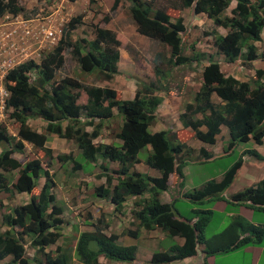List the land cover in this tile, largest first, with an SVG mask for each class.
I'll use <instances>...</instances> for the list:
<instances>
[{"label":"trees","instance_id":"obj_1","mask_svg":"<svg viewBox=\"0 0 264 264\" xmlns=\"http://www.w3.org/2000/svg\"><path fill=\"white\" fill-rule=\"evenodd\" d=\"M93 1V0H92ZM131 18L141 35L160 42L169 49L165 63L166 71L185 65H199L202 84L194 93L193 101L184 105L179 115L181 124L190 128L195 138L205 144H214L221 126H226L230 150L235 143L250 140L256 145L264 143V70L255 69L253 81H242L231 75H225L220 64L212 59V54L194 51L185 53L182 34L184 23L181 17H173L168 9H190L194 15L205 14L225 33L213 31L215 53L224 56L226 63L238 60L247 64L264 58L259 52L264 29V0H173L169 6H155V0H128ZM118 0L112 6L116 8ZM230 9L231 15L226 11ZM24 11L18 0H0V18L7 13L18 15ZM97 12V11H96ZM83 15L71 17L62 29V37L56 46L40 59L25 61L9 69L4 76V87L8 92L7 106L13 108L11 117L18 123L15 136L0 129V144H12L0 151V194L9 200L16 194L28 193L26 203L15 205L3 212L1 223L6 226L0 231V261L11 256L14 264H32L27 257V244L35 248L44 257L47 264H70V254L54 255L45 252V248L54 244L60 237L63 218L62 209L55 203L53 174L50 173L52 150L45 147L47 134L72 140L80 154L95 163L114 161L118 167L109 171L105 163L100 164L97 177H105L106 184L95 187L96 195L113 205L119 211L126 196H135L136 206L133 218L137 226L145 230L161 229L166 235L184 239L182 245H173L167 251L155 252L151 263L168 264L171 261L192 257L197 246L202 245L206 257L229 252L244 246L260 244L264 240V225H258L241 216L232 217L220 231L205 237L204 230L209 223L212 211L193 209L196 213L182 218L173 202L160 200V195L167 191L181 192L184 187V167L188 164L193 147H186L181 140L175 139L170 129L151 132L150 125L155 122L156 112L162 97L155 95L154 84L138 83V88L131 99H118L115 89L100 87L70 76L56 79V71L64 65V51L69 50L76 59L79 68L88 73L97 71L105 79H111L117 71L120 57V41L116 34L94 24L93 39H71L74 30L82 21ZM106 21L108 17L104 18ZM155 63L158 80L165 75L164 68ZM161 66V65H160ZM161 69V70H160ZM84 94V99L81 94ZM215 94L221 104L212 101ZM113 108L117 113L114 114ZM197 114L200 117H197ZM120 118L119 130L115 133L117 142L103 143L95 141L100 136L106 122ZM29 119H41L45 122V133L32 129ZM90 127L91 130H86ZM202 127L205 129L202 130ZM47 133V134H46ZM169 137V138H168ZM24 141L44 151L49 160L43 164L39 158L21 162L13 156L22 152ZM150 146L145 157L147 166L156 169L159 176L134 170L140 162L138 153ZM204 159H211L213 153L203 147L198 149ZM223 152L226 151L223 149ZM243 153L262 161L264 156L256 149H246ZM59 162H73L72 171L81 169V164L74 160L71 153L56 156ZM240 158L228 169L220 180L206 181L201 188L184 191L182 196L193 204H203L220 198L218 195L227 189L243 165ZM44 181L37 188L38 179ZM116 180L115 182L113 180ZM171 181L173 187H171ZM177 190V191H176ZM234 203L246 204L264 210V178L246 186L231 195ZM174 201V200H173ZM102 222V219H99ZM107 228L96 224L95 231L81 232L74 247L77 259L83 264H102L100 258L119 262L135 260V245H121L116 233H103ZM127 233L137 236L138 230ZM28 239V241H27Z\"/></svg>","mask_w":264,"mask_h":264},{"label":"rangeland","instance_id":"obj_2","mask_svg":"<svg viewBox=\"0 0 264 264\" xmlns=\"http://www.w3.org/2000/svg\"><path fill=\"white\" fill-rule=\"evenodd\" d=\"M172 1L155 0V6L166 7ZM18 2L24 8L22 13L18 15L7 13L0 18V87H4V76L9 69L29 60H34L38 63L43 56L53 49L55 44H52L50 39L46 38L45 30H51L55 37H60L62 29L66 27L71 17L83 15L81 23L74 30H71V39L73 41L78 38L93 39L95 37L94 24H98L115 33L120 41L118 47L120 52L118 73L111 79H105L97 71L92 73L84 72L79 68L69 49L64 51L65 62L60 71L56 73V79L70 76L85 84L111 87L115 89L118 99L132 98L138 88V83L154 84L156 86L154 94L164 95V103L167 102V98H170L169 108L173 109L169 117L161 118L163 123L168 129L170 128L174 138L176 137L177 140L185 142L187 144L186 147L190 146L194 149L189 157L188 164L183 169L185 175L183 192L201 188L206 181L211 179L220 180L240 156H242L244 161L234 182L218 194L220 198H215L203 204H193L183 196L176 197L177 199L173 198V205L178 210L179 216L185 218L189 217L190 214H194L193 217H195L196 213L192 209H208L212 211L211 219L204 230L205 237H210L220 232L231 221L232 217L237 215L258 225L264 223V210H259L246 204L234 203L231 200L233 193L251 185L252 182H255L264 174V161L243 153L246 149H257L259 153L264 154V143L262 146L256 145L253 140H250L246 143H235L230 150H226L229 143L226 140H229V134L226 126H223L222 132L217 138V143L209 148V145L197 141L192 131L181 127L177 112L184 102L192 99L194 93L200 87L202 81L200 64H187L166 71L165 63L169 56V49L160 42L138 33L137 26L131 18L128 9V0H118L115 9L112 8L114 0H18ZM234 5V2H232L226 11L227 15H231L230 9ZM168 11L174 18L179 16L183 19L185 29L182 37L186 54L191 55L194 51H202L207 53L208 57L209 53H211L213 55L212 59L220 64L224 74L233 75L242 80L253 81L255 69H264L263 57L261 60L253 61L251 68H249L247 64L241 62L242 60H238L236 63H226L223 55L215 53L217 48L213 45V39L214 35L218 34H214L213 31L224 34L225 30L216 26L205 14L194 15L188 8L183 10L170 8ZM105 16L108 17L107 21L104 19ZM261 36L262 40L258 42L260 45L259 52L264 54V29ZM157 59L158 61L160 60L159 64L161 66L159 65V68H164L165 71L163 72L165 76L159 80L154 71ZM81 98H85L83 93ZM6 99V96L0 95V129H5L8 134L13 136L16 135L19 125L11 117L13 108L7 106ZM212 100L215 103L220 101L215 95L212 96ZM176 106H179L177 111ZM113 111L116 113V108H113ZM197 117H200V115L198 114ZM28 124L32 129L41 131L44 130L45 126V122L41 119H29ZM120 124L121 119L118 117L106 122L100 136L95 141L103 143L116 142L115 133L119 130ZM162 128L163 125H161L160 120L154 122L153 127L150 125L149 130L152 132V130ZM86 130H91V128L87 127ZM47 137L48 141L45 147L52 150V159L49 160L43 150L32 146L28 142L24 144L22 152H15L13 156L21 162L32 158H39L43 164L48 160L51 161L49 171L53 174L55 182L52 188V192L55 194V203L58 206H64L63 218L65 222L62 226L64 232L62 235L64 240L69 239L66 242L64 241V246L66 247L70 244L72 236L75 237V234L79 231V224L86 220L89 217L88 213L95 211V207H97L92 205L89 209L86 208L75 213V210L69 209L70 204L74 205L82 198H86L88 200L87 203L94 201L93 197L96 195L94 187L100 183V178L96 176L101 171L99 164L105 163L109 167L114 164L100 159L95 163L90 162L80 154L74 141L60 138L55 134H48ZM11 146L10 142L8 144L2 143L0 144V151ZM200 147H208L212 151L211 153L214 154L213 157L209 160L202 158V155L198 153ZM223 149L226 151L225 153ZM68 153H71L74 156V160L81 164V169L72 171L73 162L63 163L56 159L57 155ZM147 156L148 151L146 148L141 149L138 153V157L142 161ZM136 167L143 170L147 169L142 163L137 164ZM43 181V178L38 179L37 188L42 185ZM171 187H173L172 181ZM175 188L177 189L178 187L172 188L169 193H172L171 191ZM163 196L164 193H162V198ZM6 197L4 193L0 194V231L6 229V226L1 223L3 212L11 210L15 204L26 202L29 198L27 194L17 195L10 200ZM103 205L100 206L102 207ZM87 215L88 217H86ZM76 218H79V221ZM131 220L137 221L135 218H131ZM127 221L125 219L122 226H126ZM136 228L140 229L139 226H136ZM134 242L135 245L142 247V249L148 247L149 250H154V253L167 251L171 245L177 244L174 237L169 235L160 240L138 237ZM50 246L55 247L56 244L54 243ZM26 252L31 255L28 257L34 256L37 259L33 261L34 264H39V261L43 259V255L39 258V254H34L28 244ZM11 259L12 257L8 256L0 264H13ZM41 263L46 264L44 260ZM172 263L264 264V240L260 244L244 246L210 257L205 256L204 251H202V245L199 244L195 255ZM70 264L73 263L70 262Z\"/></svg>","mask_w":264,"mask_h":264},{"label":"crops","instance_id":"obj_3","mask_svg":"<svg viewBox=\"0 0 264 264\" xmlns=\"http://www.w3.org/2000/svg\"><path fill=\"white\" fill-rule=\"evenodd\" d=\"M169 102H170V98H167V102L166 103H164V102L162 103L161 109L160 110L157 109V117H156L155 121L156 120L157 121L161 120V125H163V128L159 129V130H152V132L165 130V129L168 128V127L165 126V124L163 123V119H161V118L169 117V114H171V112L173 111V109L169 108ZM178 108H179V106H176V111H177ZM177 116H179L178 112H177ZM221 132H222V126H221ZM13 136H15V135H13ZM217 137H218V135H217ZM226 141L228 142L229 140L227 139ZM26 143L27 142L24 141V144H26ZM216 143H217V140H216V142L214 144L209 145V148L212 147V146H215ZM206 148H207L208 152H210V153L212 152L208 147H206ZM147 150L149 151V147H147ZM261 154L264 156L263 153H261ZM262 161H264V160H262ZM110 163L114 164V162H110ZM111 166L112 167H109V166L108 167L109 168H114L115 164L111 165ZM136 166H137V164L135 165V169L137 171L142 172V173H147V174H149L151 176H159V174H160L156 169L151 168L149 166L147 167L146 170L145 169L144 170L143 169H139ZM262 178H264V174L262 176H260V178L258 180H256L255 182H252L251 184L256 183L257 181H259ZM103 182L104 181L101 178L100 179V183H98V185L102 184ZM233 182H234V180H233ZM98 185H95V186H98ZM183 189H184V187H183ZM183 189L181 190V192H177V194L176 193L175 194L168 193L167 191H165V192H163L164 193L163 198H162V194L160 195L159 198H160V200L162 202H166V203L173 202V200H174L173 198L177 199L176 197H181L182 196ZM21 194H25V193H20V194H17V195H21ZM93 198H94V201H89V203H87L88 200L86 198H82V199H79L78 202L75 203L74 205L72 203L70 204L69 209L70 210H75V213H78L79 211H82V210H84L86 208L89 209V207H91L92 205H93V207H95V206H97V207H95V209H96V210L94 209L95 211H91V212L88 211V212H90V213H88L89 217L87 215L86 217H88V218H86V220H84L83 222H81L79 224L80 225L79 231L75 234V237L72 236V238L70 239V241H71L70 244L67 245L68 247L64 246V241L66 242L69 239L68 240H64V236L61 235L60 239H58L55 242L56 246L55 247H52V246L46 247L45 248V252H47V253L51 252V253H53L56 256L59 255V254H63V253H65V255L66 254H70V260L69 261L71 263H73V264H83L82 262H80L77 259L76 255L74 253L75 243L77 241L78 235L81 232H84V231H88V232L95 231L96 224H100L102 227H103V224H106L107 228L103 230V233H106V234L116 233V234H118L119 235L118 243L122 244V245H135L134 244L135 243L134 240H136L138 237L147 238L149 240H160V239L166 238V236H167L166 233L163 232L159 228H155L153 230H145L143 228H140V229L136 228L138 222L134 221V220H131V218L134 217L133 213H132V210L136 211V210L140 209L141 205L136 206L134 204L136 202V200H137V198H135V196H128L127 199L125 200V202L123 203L122 208L119 211H116V212L113 210V205L110 202H105V200H103V198L98 197L96 195ZM28 200H29V198L27 199V201ZM130 203H132V205H130ZM98 204H100V205L104 204V205L101 207ZM62 209L64 211V206H62ZM176 210L177 209H175V211ZM177 212H178V210H177ZM178 214H179V212H178ZM99 219H102V222L98 223L100 221ZM122 219H123V221L125 219L128 220L126 226H122V224L124 223L123 221H121ZM76 220L79 221V218H76ZM253 223H255V222H253ZM261 225H264V223H262ZM134 229L138 230L137 236H132L131 234L127 233L128 230H134ZM62 233H64V232L62 231ZM173 237H174V240L177 243V244H173V245H182L184 243V239L182 237H179V236H173ZM71 245H72V247H71ZM173 245H171V246H173ZM135 247H136V253H135V260L133 262H119V261H115V260L105 259V258H102V257L100 258V262L102 264H119V263H121V264H154V263H151V257H152V255L154 253V250H149L148 247L146 249H142V247H138L137 245H135ZM31 249L34 252V254L38 253L39 254V258H41L40 257L42 255L41 253H39L35 248H31ZM162 252H164V251H162ZM27 255H28V253H27ZM28 256H31V255H28ZM188 258H190V257H188ZM188 258H186V259H188ZM34 259H35V257L33 259H31L32 262H33ZM43 260H44V257H43L42 260L39 261V264H43V263H41ZM175 261H177V260H175ZM175 261H171L168 264H173L172 262H175Z\"/></svg>","mask_w":264,"mask_h":264},{"label":"clouds","instance_id":"obj_4","mask_svg":"<svg viewBox=\"0 0 264 264\" xmlns=\"http://www.w3.org/2000/svg\"><path fill=\"white\" fill-rule=\"evenodd\" d=\"M48 31V30H47ZM51 31V30H50ZM52 32V38L51 37H47L46 36V30L44 31V34H45V36H46V38H48V39H50V41H51V43L52 44H55L54 45V47L56 46V44L58 43V41L60 40V38L62 37V33H61V35H60V37L58 36V37H55L54 36V33H53V31H51ZM54 38V39H53ZM52 39V40H51ZM53 47V48H54ZM120 53V52H119ZM120 58V57H119ZM119 61V60H118ZM36 62V61H35ZM39 63V62H38ZM16 66V65H15ZM117 69H118V63H117ZM264 70V69H263ZM60 71V69H58L57 71H56V73H58ZM6 74V73H5ZM226 75V74H225ZM255 75V74H254ZM231 76H233V75H231ZM234 77V76H233ZM56 78V77H55ZM201 78H202V75H201ZM234 78H236V77H234ZM60 79V78H59ZM236 79H239V80H242V79H240V78H236ZM202 80V79H201ZM242 81H250L251 82V80H246V79H243ZM202 82H203V80L201 81V84H202ZM201 84H200V86H201ZM5 91H6V89H5V87H2ZM200 88V87H199ZM199 90V89H198ZM197 90V91H198ZM7 92V91H6ZM135 93V92H134ZM7 94H8V92H7ZM215 94H213L212 96H214ZM159 96H161L162 97V100H161V103L159 104V106H158V108L157 109H159L160 110V105L162 104V102H163V100H164V95L162 96V95H159ZM194 96V95H193ZM217 98H219L217 95H215ZM7 98H8V95L6 96ZM133 97H134V95H133ZM132 97V98H133ZM129 99H131V98H129ZM219 103H215L213 100V102L215 103V104H221L222 102H221V99L219 98ZM193 101V97H192V99L190 100V101H186V102H184V104H183V106H181L180 107V109H179V111H178V115H180L181 114V112L184 110V105L186 104V103H191ZM114 112V111H113ZM116 113H117V111H116ZM116 113H114V114H116ZM156 115H157V112H156ZM198 115V114H197ZM178 119H179V121H180V124H181V120H180V118H179V116H178ZM157 121V120H156ZM155 121V122H156ZM44 122V121H43ZM154 124V123H153ZM153 124H152V127H153ZM29 125V124H28ZM181 127L183 128V129H189L190 130V128H185V127H183V125L181 124ZM223 127V126H222ZM202 128H204V127H202ZM149 129H150V127H149ZM168 129V128H167ZM170 129V128H169ZM205 129V128H204ZM204 129H202V130H204ZM166 130V129H165ZM37 131H39V132H43V133H45L46 131L45 130H43V131H41V130H38L37 129ZM191 131V130H190ZM157 132V131H156ZM170 133H172L171 132V130H170ZM47 134V133H46ZM50 134V133H49ZM101 134V133H100ZM48 135V134H47ZM219 136V135H218ZM48 138V137H47ZM218 138V137H217ZM48 141V140H47ZM118 141V140H117ZM116 141V142H117ZM197 141H199V140H197ZM200 142V141H199ZM183 143H185V142H183ZM200 143H203V142H200ZM203 144H205V143H203ZM205 145H212V144H205ZM185 146H187V144L185 143ZM147 147H149V150H150V146H147ZM147 147H146V149H147ZM204 149H206V151H207V148L206 147H203ZM148 151V150H147ZM198 153H200L199 151H198ZM203 158V157H202ZM98 159H100V158H98ZM97 159V160H98ZM100 160H102V159H100ZM107 161H109V160H107ZM109 162H114V161H109ZM143 164L144 166H146V167H148L147 166V164L145 163V160L144 161H142L141 159H140V162L139 163H137V164ZM102 165H103V163H101ZM114 164L116 165V167H118V163L117 162H114ZM100 165V164H99ZM136 165V164H135ZM104 166H106V165H104ZM106 167H108V166H106ZM116 167H114V168H116ZM114 168H112V169H114ZM109 169V168H108ZM112 169H109V171H111ZM134 170H136L135 169V166H134V168H133ZM102 179H103V183L102 184H106L105 182H106V180H105V177H101ZM100 178V179H101ZM114 182H115V179H114ZM99 186V185H98ZM95 187H97V186H95ZM94 187V188H95ZM25 193V192H24ZM20 194V193H19ZM25 194H27V196L29 197V194L28 193H25ZM54 194V193H53ZM55 195V194H54ZM16 196H17V194H16ZM129 196H131V195H129ZM128 196H126V198H127ZM28 202V201H27ZM24 203H26V202H24ZM15 205H20V204H15ZM61 207V206H60ZM61 209H62V207H61ZM61 217L63 218V209H62V215H61ZM64 218H63V223H62V225H61V227L63 226V224H64ZM63 229V228H62ZM63 231V230H62ZM62 231H61V235H62ZM85 232V231H84ZM86 232H88V231H86ZM92 232V231H91ZM79 236V235H78ZM27 257H28V255H27ZM34 258V256L33 257H28V259H33ZM34 260H37L36 258L34 259ZM33 260V261H34ZM3 261V260H2ZM2 261H0V262H2ZM31 262H32V260H31ZM14 264V263H13ZM32 264H34L33 262H32Z\"/></svg>","mask_w":264,"mask_h":264},{"label":"built area","instance_id":"obj_5","mask_svg":"<svg viewBox=\"0 0 264 264\" xmlns=\"http://www.w3.org/2000/svg\"><path fill=\"white\" fill-rule=\"evenodd\" d=\"M46 36L47 37H51L52 38V32L51 31H46ZM54 39V38H53ZM52 40V39H51ZM0 95L1 96H7L8 94H7V92L2 88V87H0Z\"/></svg>","mask_w":264,"mask_h":264}]
</instances>
